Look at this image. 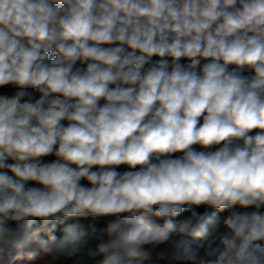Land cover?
Returning <instances> with one entry per match:
<instances>
[{"label":"clouds","instance_id":"1","mask_svg":"<svg viewBox=\"0 0 264 264\" xmlns=\"http://www.w3.org/2000/svg\"><path fill=\"white\" fill-rule=\"evenodd\" d=\"M9 85L2 264H264V0H0Z\"/></svg>","mask_w":264,"mask_h":264},{"label":"trees","instance_id":"2","mask_svg":"<svg viewBox=\"0 0 264 264\" xmlns=\"http://www.w3.org/2000/svg\"><path fill=\"white\" fill-rule=\"evenodd\" d=\"M107 46V45H106ZM160 59L159 57H153L152 60L155 61V60H158ZM170 60V58H167ZM181 63L182 64H187L188 61L185 60V59H182L181 60ZM202 63H204V61H202ZM76 67H86V65H81L79 62H77V65ZM230 68L231 67H234V66H229ZM15 87L14 86H3V87H0V95H5V94H11V92L15 91ZM38 98V97H37ZM101 103H103V101H101ZM202 119H201V123H202ZM196 146H199V145H194L193 147H196ZM173 157H178V156H181L182 153H174L172 154ZM43 160L47 161V162H52L53 160L56 159L55 155H50L48 157H45V158H42ZM8 163H13V161L9 160ZM126 168H123L122 166H118L117 167V170L120 171V172H124V171H128L130 169H128L127 166H125ZM95 170V168H94ZM83 184H87L88 182L87 181H82ZM29 185L30 186H39V185H35L34 182H29ZM90 186V185H89ZM194 209L200 213V214H203V212L205 210H208L210 215L211 214H214L215 216H219V217H223V216H226L229 214V211L228 209H224V210H218V209H211V208H208L206 205H200V206H193ZM190 211L187 206H185V211L181 213V215L179 217H168L167 219H172V220H178V219H181L183 217H186L188 215H190ZM260 211L264 212V207H262L260 209ZM73 222H80L82 224H85V225H88V224H93L94 226H96L98 229H105L106 228V221L104 219H100V218H97L96 220H93V218L89 217V218H86V219H82V220H77V218H71L69 220V223H73ZM159 225L162 226L163 224V219H158L156 221ZM42 226V221H40L39 219L36 220V222L32 225L31 228L27 229V234L28 235H31L32 232H34L36 229H40ZM51 235H56L57 238H60L62 236V231H61V228L60 226H58L53 232H47V231H40L37 233V235L35 237L32 238V244L31 246H28V247H25L24 249L22 250H14L13 251V256H19L20 258L19 259H16V260H13V262H17V261H20L22 260L23 263L26 261V259L28 258H31L30 257V254L32 252H34L36 249H38L40 243L42 241H47ZM100 243L99 240H92L89 242L88 246L89 247H92V248H96L98 246V244ZM102 257L101 256H98L95 258V260L91 261L90 264H102ZM0 264H2V260H0ZM65 264H67V262H65ZM132 264H136V261L135 259L132 260ZM143 264H162V262H158V261H155V259L153 260H149V261H144Z\"/></svg>","mask_w":264,"mask_h":264},{"label":"rangeland","instance_id":"3","mask_svg":"<svg viewBox=\"0 0 264 264\" xmlns=\"http://www.w3.org/2000/svg\"><path fill=\"white\" fill-rule=\"evenodd\" d=\"M123 168H126L125 166L126 165H121ZM251 209H252V211L254 210V207H251ZM236 210H237V206H236ZM40 258L37 256V257H35V258H28V259H26V261L23 263V261L22 260H20V261H17V262H13L12 264H38V260H39Z\"/></svg>","mask_w":264,"mask_h":264},{"label":"water","instance_id":"4","mask_svg":"<svg viewBox=\"0 0 264 264\" xmlns=\"http://www.w3.org/2000/svg\"><path fill=\"white\" fill-rule=\"evenodd\" d=\"M245 75H251L252 73H250L249 71H245V73H244ZM257 131H260V130H258V129H254L251 133H249L250 135H254ZM236 143H239V144H242V141H237ZM222 146V144L221 145H214V146H212V149H213V151H215L217 148H219V147H221Z\"/></svg>","mask_w":264,"mask_h":264},{"label":"built area","instance_id":"5","mask_svg":"<svg viewBox=\"0 0 264 264\" xmlns=\"http://www.w3.org/2000/svg\"><path fill=\"white\" fill-rule=\"evenodd\" d=\"M197 151H213V149H212V146H211V148H209V149H202L201 148V146H196V147H194ZM228 211H229V213L232 211V209H228ZM253 211H255V208H254V210Z\"/></svg>","mask_w":264,"mask_h":264},{"label":"crops","instance_id":"6","mask_svg":"<svg viewBox=\"0 0 264 264\" xmlns=\"http://www.w3.org/2000/svg\"><path fill=\"white\" fill-rule=\"evenodd\" d=\"M237 210L240 211V212H243V211H249V212H251L252 211L251 207L248 208V209H243V208H240L239 206H237Z\"/></svg>","mask_w":264,"mask_h":264}]
</instances>
